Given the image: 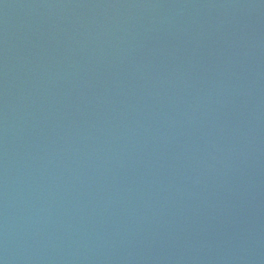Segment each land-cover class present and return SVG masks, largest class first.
<instances>
[{"label": "water", "instance_id": "water-1", "mask_svg": "<svg viewBox=\"0 0 264 264\" xmlns=\"http://www.w3.org/2000/svg\"><path fill=\"white\" fill-rule=\"evenodd\" d=\"M0 264H264V0H0Z\"/></svg>", "mask_w": 264, "mask_h": 264}]
</instances>
